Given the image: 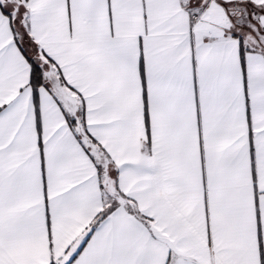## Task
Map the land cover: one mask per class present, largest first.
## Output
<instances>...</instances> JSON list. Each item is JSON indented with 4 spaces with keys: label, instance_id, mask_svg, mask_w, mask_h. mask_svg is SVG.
<instances>
[{
    "label": "snow or ice",
    "instance_id": "6c2138e0",
    "mask_svg": "<svg viewBox=\"0 0 264 264\" xmlns=\"http://www.w3.org/2000/svg\"><path fill=\"white\" fill-rule=\"evenodd\" d=\"M0 264H264V0H0Z\"/></svg>",
    "mask_w": 264,
    "mask_h": 264
}]
</instances>
